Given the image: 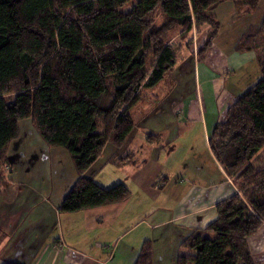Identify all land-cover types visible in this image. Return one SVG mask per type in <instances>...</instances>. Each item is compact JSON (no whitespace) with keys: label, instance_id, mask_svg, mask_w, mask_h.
Listing matches in <instances>:
<instances>
[{"label":"trees","instance_id":"trees-1","mask_svg":"<svg viewBox=\"0 0 264 264\" xmlns=\"http://www.w3.org/2000/svg\"><path fill=\"white\" fill-rule=\"evenodd\" d=\"M223 1L0 0V178L9 166L8 146L19 136L18 123L28 118L46 145L63 148L72 159L77 178L60 211L126 199L130 190L123 182L104 187L84 171L106 142L117 151L126 143L134 127L131 107L179 60L166 37L170 29L206 26L201 60L218 33L215 8ZM233 1L239 11L258 2ZM156 9L164 17L159 26L151 20ZM262 38L264 16L245 30L234 50H256ZM258 59L259 78L236 97L208 139L238 193L217 202L216 218L182 241L194 255L179 254L177 264H254L247 238L264 224V165L251 163L264 147V58ZM130 157L117 156L115 163ZM3 236L0 228V240ZM133 264H152L150 239L141 243Z\"/></svg>","mask_w":264,"mask_h":264},{"label":"crops","instance_id":"crops-1","mask_svg":"<svg viewBox=\"0 0 264 264\" xmlns=\"http://www.w3.org/2000/svg\"><path fill=\"white\" fill-rule=\"evenodd\" d=\"M263 1L245 12L253 14ZM245 29L230 40L228 52L213 40L202 61L190 53L176 63L164 91L161 81L146 89L153 105L139 109L137 102L130 110L134 127L121 150L106 142L84 171L104 187L123 182L130 195L122 201L60 211L77 178L69 154L46 145L33 130L22 135L18 123L1 184L7 188L0 193V264H133L145 239L152 244V264H177L179 254L192 257L194 251L182 241L216 218L217 202L238 193L208 139L238 96L225 86V74L235 78L234 69L241 66L234 45ZM186 123H197L203 135H182ZM180 148L187 152L179 153ZM127 153L130 158L115 163ZM247 244L254 264H264V224Z\"/></svg>","mask_w":264,"mask_h":264},{"label":"rangeland","instance_id":"rangeland-1","mask_svg":"<svg viewBox=\"0 0 264 264\" xmlns=\"http://www.w3.org/2000/svg\"><path fill=\"white\" fill-rule=\"evenodd\" d=\"M230 1L234 3L233 0H224L223 2H221L222 4H220L217 7V10L215 13L216 19L218 21V33L215 39L213 40L215 41L218 47L226 49V52H228V45L230 46L229 44L230 40H233L232 42H234V39L238 36L239 32H241L242 29L244 30L248 26L247 24L254 22L256 25H259L263 18V16L262 18L260 16L264 14V1L260 4L259 8L253 14L252 13L250 14V11L245 12L246 8H242L243 11H239L237 6L235 4L233 5ZM151 17H152L151 20L156 26H159L164 20L163 15L157 9L152 13ZM235 30L238 31L236 35L233 34ZM206 36H207L206 26H203L199 29L193 28L188 32H183V30L177 26L171 28L170 31L167 33L166 37L169 40L168 42H170L173 46H175V50H178L179 60L176 63L180 62L184 57H186L190 53L196 56L198 61H202L205 58L206 53L209 50V48H211V45L213 42L212 40L211 44L207 47L206 51L203 54L202 59L200 60L198 49L204 42ZM256 48H257L256 50L249 49L245 51H237L239 55H241L240 57L241 66L239 68L234 69V73L236 74V77L235 78L231 77L230 72H229L230 73L229 75H228V72H226L225 74V86L232 88V90H234V92L237 95H240L245 90H247L254 82H256V80L260 76V72L258 68L260 64L259 62L260 60L258 59V57L261 56V59L264 58V38H262L258 42V46ZM170 77H171V72L167 73L164 76V79L158 84V86H161V90L163 89L164 91L167 88L166 84L169 83ZM233 81H235L236 84L234 83L233 85L232 84ZM146 89L143 90L142 98L138 100L139 102L138 105L140 104L139 109H141L143 106L151 107L153 105V103L149 101V99L153 100V98H146L145 97L146 94L144 95L145 91H147ZM12 96L13 94H4V98L7 99L8 101L12 99ZM132 109H133V106L131 107L130 110ZM130 113L132 112L130 111ZM19 127H20V131L22 135H23V132H27L28 130H33L36 132V130L32 127V124L28 118L21 119L19 121ZM184 127L185 129H183L184 132L182 133V135H203L197 123H192V124L186 123ZM27 135H29V133ZM195 141H197L198 143L200 142L199 138H195ZM199 146L203 147V144L201 143L198 144V148L201 150ZM121 148L117 152H119ZM202 151L204 150H201V152ZM186 152L187 151L185 148H180L179 150V153H186ZM7 153H8V150H7ZM70 160L72 162L71 157H70ZM251 163L256 167H261L264 165V147H262L260 151L252 158ZM8 169H9V166L5 167V169L2 171V177L0 178V193L2 190L7 188L6 184H3V187L1 186V184H2V181L6 179L5 172H7ZM102 176L104 178L110 177V175L106 177L104 174H102Z\"/></svg>","mask_w":264,"mask_h":264}]
</instances>
